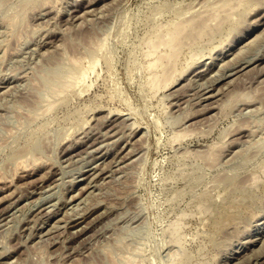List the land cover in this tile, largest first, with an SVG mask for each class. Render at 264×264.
Instances as JSON below:
<instances>
[{"label":"rangeland","instance_id":"374dc122","mask_svg":"<svg viewBox=\"0 0 264 264\" xmlns=\"http://www.w3.org/2000/svg\"><path fill=\"white\" fill-rule=\"evenodd\" d=\"M218 1L0 0V264H264V0Z\"/></svg>","mask_w":264,"mask_h":264},{"label":"bare ground","instance_id":"6f19581e","mask_svg":"<svg viewBox=\"0 0 264 264\" xmlns=\"http://www.w3.org/2000/svg\"><path fill=\"white\" fill-rule=\"evenodd\" d=\"M227 1H228V0H227ZM227 1H226V3H227ZM238 1H240V0H237V2H238ZM218 2H219L218 4H222V6H220V8H221V7H222V9L226 8V7H224L225 5H223L225 2H222V3H220V1H218ZM228 2H230V4L233 3V1H231V0L228 1ZM231 2H232V3H231ZM245 2L247 3V1H245ZM226 3H225V4H226ZM234 3H236V2L234 1ZM240 3H241V2H240ZM228 4H229V3H228ZM236 4H237V3H236ZM229 6H230V7H231V6L233 7V6H235V4H234V5H233V4H232V5H228L227 7L230 8ZM237 6L239 7V4H238ZM223 7H224V8H223ZM232 7H231V9H233ZM210 8H212V7H210ZM215 8H216V5H215ZM217 8H219V6H218ZM220 8H219V9H220ZM228 8H227V9H228ZM234 8H236V7H234ZM193 21L196 23V20L193 19ZM193 21L191 20L190 23H189V21H188V22H184V23H185V24H186V23H189V24H191V25H192V23H193V25H194V22H193ZM175 22H176V21H175ZM178 22H179L180 24H183L182 21H178ZM171 23H172V22H171ZM177 24H178V23H175L176 26L174 25V28H173L172 30H170V31H168V32L166 31L167 36H168L167 38H165L166 35H165L164 38H163V35H164L165 33H164L163 35H161L162 37L160 36V34L158 35V33H160L161 31L158 32V33L156 32V33H157V36H160V37L162 38L161 40H157L158 42H156V39H154V37H153V39H154L153 42L155 41V43H153V48H152L153 50H154V47L156 48L157 46L159 47L160 45H168L167 48L170 47V49H168L169 52L164 53V54H166V56L162 54V55L165 57V59H169V60H170L171 57H173V53L176 52V51H175V50H176V45H177L179 42H180V44H178L179 46L182 44L181 41H183V39H182L183 37H181V34H185V32H184L185 30H184V29H186V28H188V29H189V28L192 29L191 27H193V26L188 27V24H187V27L184 26V29H182L183 26L179 24L180 26H182V28H181L180 26H177ZM196 24H197V23H196ZM169 25H170V23H169ZM169 25H168V26H169ZM183 25H184V24H183ZM168 26H166V27H168ZM172 26H173V25H172ZM194 26H195V25H194ZM182 30H183V32H182ZM186 30H187V29H186ZM156 33H155V34H156ZM161 34H162V33H161ZM180 37H181L182 40L180 39ZM155 38H157V37L155 36ZM158 43H159V44H158ZM158 47H157V48H158ZM162 47H163V46H162ZM177 48H178V47H177ZM177 51H179V49H178ZM154 52H155V50H154ZM163 56H162V57H163ZM175 56H177V55H174L173 58H175ZM162 57L160 56V58H157V60H155L154 62H152V63H151V66H156L158 62L162 63V61L164 60V57H163V58H162ZM169 60H166V61L169 62ZM171 60H172V59H171ZM167 62H165V63H167ZM163 63H164V62H163ZM241 67H242V66H241ZM241 67H240V68H241ZM242 73H243V72H242ZM238 74H239V73H238ZM240 75H241V74H240ZM234 76H235V75H234ZM159 77H160V78L162 77V78H161L162 80H161ZM153 78H154V79H153ZM153 78H152V81H154L155 83L159 82L160 80L163 82V79H165V77L163 78V75H162V76H158V75H156V76H154ZM164 81H165V80H164ZM216 89H217V87H216ZM205 96H206V95H205ZM209 102H210V101H209ZM206 103H207V102H206ZM9 192H10V191H9ZM12 193H13V191H12ZM9 194H10V193H9ZM4 197H5V195H4ZM8 197H9V196H8ZM8 197H7V198H8ZM71 197H72V196H71ZM1 199H3V198H1ZM70 199H71V198H70ZM1 201H2V200H1ZM66 222H67V221H66ZM67 226H68V224H67ZM77 228H79V227H77ZM81 229H82V228H81ZM176 229H177V228H176ZM81 232H82V231H81ZM261 243H263V242H261ZM252 261H253V260H252ZM261 263H262V262H261Z\"/></svg>","mask_w":264,"mask_h":264}]
</instances>
